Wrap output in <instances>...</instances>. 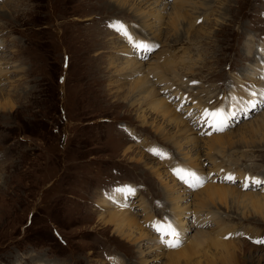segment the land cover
<instances>
[{
  "label": "rangeland",
  "instance_id": "1",
  "mask_svg": "<svg viewBox=\"0 0 264 264\" xmlns=\"http://www.w3.org/2000/svg\"><path fill=\"white\" fill-rule=\"evenodd\" d=\"M176 1L0 0V264H264L250 205L264 184L243 186L264 181V139L247 129L264 116V0H184L175 31ZM109 25L159 47L142 60ZM125 57L143 71L124 75ZM207 106L224 131L206 134ZM164 223L180 246L160 242ZM197 232L204 251L191 256Z\"/></svg>",
  "mask_w": 264,
  "mask_h": 264
},
{
  "label": "bare ground",
  "instance_id": "2",
  "mask_svg": "<svg viewBox=\"0 0 264 264\" xmlns=\"http://www.w3.org/2000/svg\"><path fill=\"white\" fill-rule=\"evenodd\" d=\"M186 4V2L184 1V0H178V1H176V8H174L173 9V16L169 19V26H171V28H173L175 31H176V29H177V26L179 25V26H181V21H183V19H184V16H183V14H185V10L183 9L184 8V5ZM190 8H191V10H195L194 9V7H192V6H190ZM140 10V9H139ZM140 14V13H139ZM160 14V13H159ZM158 16V15H157ZM161 16V15H160ZM193 19H195V18H193ZM156 21H158L159 20V17H156V19H155ZM160 21V20H159ZM142 24L143 25H145V27H148L146 24H145V22L144 21H142ZM192 23L191 22H188V27H187V34L186 35H188V32H189V30L191 29V27H192V25H191ZM168 26V27H169ZM127 29V28H126ZM121 30H122V28H121ZM128 30V29H127ZM131 29H130V31H128L129 33H130V35L132 36V37H138V38H142V36L144 37V35H138V34H133V33H131ZM134 33H136V32H134ZM176 37H178V35L176 36ZM195 38V37H194ZM180 38L178 37V39L177 40H179ZM137 41H138V39H136ZM123 42V41H122ZM127 42H124V44H125V46L128 48L129 47V45H127L126 44ZM123 47H124V45H123ZM125 48V47H124ZM125 54H127V56L129 57V56H131L132 55V53L129 51V49H127V51H126V49H125V52H124ZM156 58V57H155ZM160 55H159V58H158V60H160ZM133 60V61H132ZM124 67L121 69V71H125V73H124V75H127L126 74V72L128 71V72H132V71H143V66L140 64V63H138L136 60H135V58L134 59H130V58H124ZM181 61V60H180ZM160 62V65H161V62H162V64H163V61H159ZM167 62H170V63H178L179 61H177V60H174V59H172V58H170ZM113 63V62H112ZM85 64V63H84ZM114 64V63H113ZM165 64V63H164ZM84 66V65H83ZM146 69V68H145ZM164 69H166L168 72H169V76H172L173 75V70H171V69H169V68H167V67H164L163 68V70ZM84 70V69H83ZM147 70H154V69H151L150 67H148V69ZM149 75V74H148ZM176 77V76H175ZM160 80H162L161 78H159ZM146 80H148V76L146 77ZM170 81H171V77H170V79H169ZM172 82V81H171ZM154 84V81L152 82H150L149 83V86H151V85H153ZM140 91H141V89H140ZM157 93V92H156ZM158 94H159V92H158ZM160 95V94H159ZM162 95H160V97H161ZM232 98V97H231ZM232 100L233 99H231V102H232ZM232 106V105H231ZM234 106V105H233ZM233 108V107H232ZM228 110V111H227ZM227 110H225V112H227V114H228V116H231L233 113H236V115L238 114V113H240V108H238V109H236V110H233V111H231V107H229ZM244 110V109H243ZM264 128V116H263V118L260 120V121H257V123L256 124H251V125H249V127H247V129L248 130H250L251 131V133H260V139L261 138H263L264 139V134L261 132V129H263ZM193 134V133H192ZM255 137V136H254ZM195 138V137H194ZM242 138V137H241ZM243 139V138H242ZM252 139V138H251ZM256 138H254V140H255ZM253 140V139H252ZM251 140V141H252ZM240 141V140H239ZM262 141V140H261ZM210 147V146H209ZM213 147L211 146V149H212ZM128 150H131V151H133L132 149V147H128L127 148ZM244 156V155H243ZM212 188L210 187L208 190H211ZM209 194H210V198L211 199H217V200H219V201H221V202H223V201H225L226 202V200L227 199H229V198H227V196H229V194H233L234 195V192H230V193H226V191H222V192H219V193H213V195H211L212 193H211V191H209ZM252 198L254 199L253 200V202L252 203H250V205H253L255 208H256V213L257 214H259L261 217H263L264 216V194H260L259 193V195H253L252 194ZM240 199V195H234V197H233V200L234 201H237V200H239ZM224 202V203H225ZM173 209H177V207H175V206H173ZM120 212H122V211H120ZM119 216V215H118ZM118 216H116V215H113L112 216V218L114 219L115 217H118ZM125 216V213H121L120 214V217H119V224H117L118 225V227H117V233H118V235H121V236H125L124 235V233L122 232V230H123V227H122V225H121V220L123 219V217ZM260 217V218H261ZM164 224H167V225H169L168 223H164ZM174 224L176 225V220H175V222H174ZM183 223H181V225H182ZM180 225V224H179ZM126 229V228H125ZM124 229V230H125ZM136 229V226L135 225H133V226H131V227H129V228H127V230H126V233H127V235L128 236H130L133 232H134V230ZM222 231V230H221ZM181 232V231H180ZM221 233H223V231L221 232ZM141 234V233H140ZM203 233H201V232H197L195 235H194V237H193V239L191 240V244H189V253L191 254V256L192 255H195V254H198L200 251L202 252V251H204V250H202L203 249V247H204V241L201 239V237L203 236L202 235ZM241 234V233H240ZM243 234V233H242ZM144 235V233L142 232V235L141 236H143ZM182 235H183V233H182ZM260 235V234H259ZM261 236V235H260ZM134 237V236H133ZM219 239L220 238H216V240L217 241H213V242H211L210 244L212 245V246H216V247H218L223 253H222V256L220 257L221 259H222V261L224 262V263H228V260L230 259L229 258V256H234V251L232 252V253H229L228 251H227V249L228 248H225V245L223 244V243H220V242H218L219 241ZM263 239V237L261 238V240ZM208 243V242H207ZM189 253H188V255L186 254V255H184V257H183V259L185 260V261H188L189 260V258L191 257L190 255H189ZM172 261V263L171 264H179V262H180V259H172L171 260ZM113 262V261H112ZM206 264H215V261H214V259H212V260H209Z\"/></svg>",
  "mask_w": 264,
  "mask_h": 264
},
{
  "label": "snow or ice",
  "instance_id": "3",
  "mask_svg": "<svg viewBox=\"0 0 264 264\" xmlns=\"http://www.w3.org/2000/svg\"><path fill=\"white\" fill-rule=\"evenodd\" d=\"M122 23V22H119ZM127 26H125L126 28ZM109 28L116 32V34L121 35L122 39L129 44V46L133 50V55L139 54L140 59L146 60L149 58V53H154L158 49V45H154L151 43H146L143 41H136L134 37L130 35L127 31H122L121 28L116 27L115 25H109ZM250 95H256V93H250ZM251 107H255V104H252L250 102ZM222 114V110L217 109H211L206 108L204 112L202 113L203 116V122L205 126L210 130L209 133L212 132H222L227 127L226 121L224 118H221L219 120L216 119L218 115ZM235 115V113H233ZM154 155L159 158V153H156L153 151ZM178 175V173H176ZM178 179L183 182L187 187L190 189L197 188L204 182V178H196L192 173H189L187 177L178 175ZM225 180L227 182H236L235 177L233 175H227L225 177ZM249 183L253 185H261L264 184V181L256 180L254 178L245 177V180L243 182V186L245 188L249 187ZM117 192L120 193H126L128 195H132L134 193V189L130 188L129 186H125L123 188L116 189ZM154 231L158 233L161 237V243L165 244L166 247L169 248H176L180 246L181 241L179 240V232L172 226V225H164V226H156L154 228ZM230 238V237H225ZM258 244H264V240H256L255 241Z\"/></svg>",
  "mask_w": 264,
  "mask_h": 264
}]
</instances>
